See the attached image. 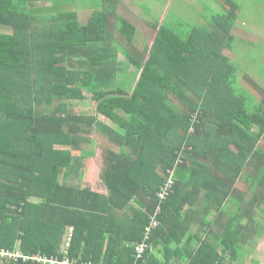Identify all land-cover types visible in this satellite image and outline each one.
<instances>
[{"label":"trees","instance_id":"1","mask_svg":"<svg viewBox=\"0 0 264 264\" xmlns=\"http://www.w3.org/2000/svg\"><path fill=\"white\" fill-rule=\"evenodd\" d=\"M197 1L202 24L164 18L152 47L138 48L120 0H0V247L62 257L72 227L71 258L134 264L181 151L153 246L167 229L197 223L193 216L233 247L191 254L189 264H224L254 234L264 240V92L245 88L223 55L242 42L232 33L245 0L220 9ZM79 9L91 11L86 22ZM88 97L95 109L71 104ZM103 128L119 147L105 157L108 193L67 185L81 134ZM138 264L164 263L150 251Z\"/></svg>","mask_w":264,"mask_h":264},{"label":"rangeland","instance_id":"2","mask_svg":"<svg viewBox=\"0 0 264 264\" xmlns=\"http://www.w3.org/2000/svg\"><path fill=\"white\" fill-rule=\"evenodd\" d=\"M260 2L262 8H258L255 0H245V7L239 13L241 18L238 19L232 33L242 42L237 41L234 45L236 50H224L223 54L235 61L233 64L238 67L241 84L261 99V92H264V0ZM214 7L230 8V5H227L225 0H217ZM78 11L81 20L86 22L91 11L81 9ZM255 12L260 17L256 16L258 18L255 19ZM119 13L136 27L138 48L152 47L158 27L164 18H167L170 25L179 21L189 25L203 22L202 10L197 0H120ZM120 59H125L122 54ZM129 67V74H136L135 68ZM71 104L78 110L95 109L97 106L89 97L84 101H71ZM247 188L243 181L240 189L246 191ZM243 256V264H264V242L250 244L249 250L247 253L243 252Z\"/></svg>","mask_w":264,"mask_h":264},{"label":"crops","instance_id":"3","mask_svg":"<svg viewBox=\"0 0 264 264\" xmlns=\"http://www.w3.org/2000/svg\"><path fill=\"white\" fill-rule=\"evenodd\" d=\"M99 119L108 128L118 130V126L109 119L102 116ZM104 129H100L101 131L97 130L92 134H81L82 140L84 138L86 140L74 153V163L65 172L64 176L67 185L84 189L88 188L104 194L108 193V189L102 179L105 157L108 152L118 153L119 147L110 141L108 134L104 133ZM216 214L213 210L208 214V219ZM231 215L232 213L226 215L225 218ZM192 220H197V223L191 226L186 223L183 227L167 229L159 245L157 247L153 246L151 252L155 254L159 261L164 264H189L191 254L204 253L216 257L218 255L222 256L226 250H232L233 246H227L226 244V233L217 229H203L198 221L200 218L194 219L193 216ZM254 236L257 237L256 240L252 239L250 242L240 243L237 258L224 255V264H243V252L247 253L249 245L253 242L257 244L264 242L262 238H259L258 234H254ZM167 257L169 261L166 260Z\"/></svg>","mask_w":264,"mask_h":264},{"label":"built area","instance_id":"4","mask_svg":"<svg viewBox=\"0 0 264 264\" xmlns=\"http://www.w3.org/2000/svg\"><path fill=\"white\" fill-rule=\"evenodd\" d=\"M182 152V151H181ZM180 152L177 163L173 169L168 170L167 179L161 186L157 198L158 205L155 211L150 214L149 223L146 225L144 230V237L142 240L138 241L134 247V264H138L140 261L144 260L146 254L150 252L153 248V237L157 228L161 224L160 215L163 211V204L166 203L168 198L174 194L176 185V170L179 164H182L183 154ZM73 228L70 227L66 235L64 244L62 246V257L59 256H46L41 254H26L21 248L17 250L10 251L7 248L0 247V259L4 261H11L13 263H29V264H93L91 262H86L78 260L76 258H71L69 255V248L72 240Z\"/></svg>","mask_w":264,"mask_h":264}]
</instances>
